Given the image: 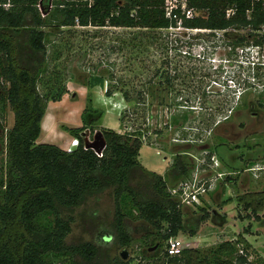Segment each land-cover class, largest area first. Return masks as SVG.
<instances>
[{
  "label": "rangeland",
  "instance_id": "rangeland-1",
  "mask_svg": "<svg viewBox=\"0 0 264 264\" xmlns=\"http://www.w3.org/2000/svg\"><path fill=\"white\" fill-rule=\"evenodd\" d=\"M42 31L51 37L38 90L48 95L54 84L63 96L49 101L39 143L65 150L74 139L71 129L83 127L84 142L104 130L132 136L141 142V166L164 177L169 187L180 183L171 185L167 171L176 157L184 158L191 178L195 175L213 188L201 205L181 206L188 229L177 238L185 249L207 253L239 240L237 249L247 248L249 264H264V46H236L217 31ZM14 121L9 108L6 130L0 128V170L6 160V131ZM212 157L219 160L217 169ZM198 208L208 212L203 222L196 220L202 214ZM114 212L111 191L89 200L74 212L68 243L95 242L97 226H109ZM128 226L130 246L112 241L102 260L121 259L126 249L130 264H165L169 242L158 258H149L154 251L147 236L155 227L137 218Z\"/></svg>",
  "mask_w": 264,
  "mask_h": 264
},
{
  "label": "trees",
  "instance_id": "trees-1",
  "mask_svg": "<svg viewBox=\"0 0 264 264\" xmlns=\"http://www.w3.org/2000/svg\"><path fill=\"white\" fill-rule=\"evenodd\" d=\"M50 1L0 0V128L6 130L9 108L15 116L13 127L6 131V160L0 170V264H130L120 258L104 262L102 253L112 241L130 246L128 221L136 218L155 227L147 240L151 239L149 250L157 246L149 258H158L164 243L186 233L188 227L179 199L170 193L175 186L169 187L164 177L141 166L139 139L104 130L106 147L97 154L85 149L83 127L71 129L72 137L79 140L71 153L39 143L49 101L59 102L63 96L54 84L48 90L50 98L38 90L51 37L42 29L158 31L175 28L178 22L166 18L167 0H93L92 5L84 0H53L52 9ZM188 2L204 15L184 19L186 28L224 31L236 46H264V1ZM228 11L233 12L230 17ZM191 174V165L176 157L166 175L172 185L187 181ZM108 191L115 201L111 224L97 226L95 242L69 244L74 212ZM198 209L202 214L196 220L203 222L208 212ZM195 230L190 231L192 236ZM239 244V240L226 242L207 253L186 248L180 256L167 255L163 261L249 264L247 248L239 252Z\"/></svg>",
  "mask_w": 264,
  "mask_h": 264
},
{
  "label": "built area",
  "instance_id": "built-area-1",
  "mask_svg": "<svg viewBox=\"0 0 264 264\" xmlns=\"http://www.w3.org/2000/svg\"><path fill=\"white\" fill-rule=\"evenodd\" d=\"M52 1H50V9L53 8ZM89 2L90 5L93 4V0H84ZM257 2L264 1V0H254ZM10 6L9 4L7 5ZM200 12L191 8L189 6L188 0H167L165 4V16L169 20H175L177 23V27L169 28V29H161L163 32H181L184 31L186 33H202L207 32L209 30H200V29H188L184 26L183 20H193L195 18L201 17L199 16ZM233 14L232 11L227 12V16L230 17ZM46 16V15H44ZM223 32L224 31H217ZM216 33V32H214ZM261 34H264V26L261 29ZM89 141L92 143L94 140ZM79 146V140L73 139L71 142V146L65 149L68 153H71L75 148ZM101 152H97L100 154ZM213 166L217 169L220 166L219 160L215 157L211 158ZM251 171V170H250ZM224 174L220 173L219 178H222ZM209 187V188H208ZM211 186L207 185V182L202 183L201 180L195 175L189 180L181 182L178 187H174L170 189V193L172 196L177 197L180 201L181 206L185 208L189 207H196V205H201L202 197L205 196L208 191L212 190ZM185 249L184 244L178 238H172L169 241L167 254L168 257H176L180 256Z\"/></svg>",
  "mask_w": 264,
  "mask_h": 264
},
{
  "label": "water",
  "instance_id": "water-1",
  "mask_svg": "<svg viewBox=\"0 0 264 264\" xmlns=\"http://www.w3.org/2000/svg\"><path fill=\"white\" fill-rule=\"evenodd\" d=\"M98 146L101 147V149H105L106 147V142H105V139H104V136L101 132L97 133L94 137V141L91 143L90 141H85V149L86 150H95L97 152H99L97 150ZM157 249V246L154 247L153 249H151L150 251H155ZM121 256V259L123 261H127L128 258H129V255H128V251L125 249L123 250V252L120 254Z\"/></svg>",
  "mask_w": 264,
  "mask_h": 264
},
{
  "label": "crops",
  "instance_id": "crops-1",
  "mask_svg": "<svg viewBox=\"0 0 264 264\" xmlns=\"http://www.w3.org/2000/svg\"><path fill=\"white\" fill-rule=\"evenodd\" d=\"M218 147H216V149H217ZM219 154H220V152H219ZM222 157V156H221ZM223 160V159H222Z\"/></svg>",
  "mask_w": 264,
  "mask_h": 264
},
{
  "label": "flooded vegetation",
  "instance_id": "flooded-vegetation-1",
  "mask_svg": "<svg viewBox=\"0 0 264 264\" xmlns=\"http://www.w3.org/2000/svg\"><path fill=\"white\" fill-rule=\"evenodd\" d=\"M97 152V151H96Z\"/></svg>",
  "mask_w": 264,
  "mask_h": 264
}]
</instances>
